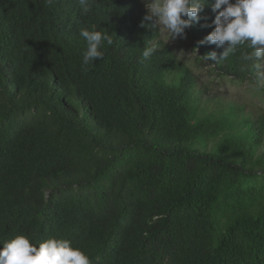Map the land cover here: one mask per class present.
Segmentation results:
<instances>
[{
    "label": "trees",
    "instance_id": "16d2710c",
    "mask_svg": "<svg viewBox=\"0 0 264 264\" xmlns=\"http://www.w3.org/2000/svg\"><path fill=\"white\" fill-rule=\"evenodd\" d=\"M212 3L186 29L196 65L264 93L249 44L204 59L223 51L201 43ZM88 7L0 0V247L24 235L91 264H264V113L209 96L161 28L140 27L142 0ZM82 28L113 40L89 65Z\"/></svg>",
    "mask_w": 264,
    "mask_h": 264
},
{
    "label": "clouds",
    "instance_id": "9594fccd",
    "mask_svg": "<svg viewBox=\"0 0 264 264\" xmlns=\"http://www.w3.org/2000/svg\"><path fill=\"white\" fill-rule=\"evenodd\" d=\"M51 3V0H47ZM92 0H80L82 11L89 10ZM146 14L140 27L159 29L161 26L171 39L185 36V30L193 22H199V13L208 0H143ZM212 11L216 13L211 31L201 43L223 48L217 56L215 51L204 56L206 61L225 60L245 43L254 49L252 54H243V61H252L264 56V0H214ZM150 22V23H146ZM79 35L87 42L82 64L89 65L103 58L100 50L104 42L113 43L111 34L80 29ZM152 49L143 51L147 58ZM0 264H91L89 256L64 239L49 238L36 245L24 235L8 240L0 247Z\"/></svg>",
    "mask_w": 264,
    "mask_h": 264
},
{
    "label": "rangeland",
    "instance_id": "374dc122",
    "mask_svg": "<svg viewBox=\"0 0 264 264\" xmlns=\"http://www.w3.org/2000/svg\"><path fill=\"white\" fill-rule=\"evenodd\" d=\"M143 1V0H142ZM161 28V36L164 41L175 51L178 58L185 62L195 73H197L199 84L201 87H206L209 96H215L222 101H233L245 106L246 112H251L255 115L264 113V93L258 92L255 85L250 81L242 83L234 82L230 78L220 77L217 72L211 70L203 62H198L196 65V49L194 42L185 30L183 38L178 37L171 39V35ZM261 68L264 70V56L261 57ZM208 108L213 107V104H207ZM214 140H210L212 145Z\"/></svg>",
    "mask_w": 264,
    "mask_h": 264
}]
</instances>
